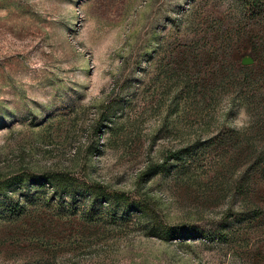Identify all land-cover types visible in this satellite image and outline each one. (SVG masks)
I'll list each match as a JSON object with an SVG mask.
<instances>
[{"label":"rangeland","instance_id":"374dc122","mask_svg":"<svg viewBox=\"0 0 264 264\" xmlns=\"http://www.w3.org/2000/svg\"><path fill=\"white\" fill-rule=\"evenodd\" d=\"M13 176L0 264H264V0H0Z\"/></svg>","mask_w":264,"mask_h":264},{"label":"trees","instance_id":"16d2710c","mask_svg":"<svg viewBox=\"0 0 264 264\" xmlns=\"http://www.w3.org/2000/svg\"><path fill=\"white\" fill-rule=\"evenodd\" d=\"M181 149L170 151L167 154V159L180 158ZM21 176H13L5 181L0 182V193L6 192V190L13 191L23 182ZM46 183L52 187L56 193L61 194V196H69L73 201H78V196L87 195L91 198L89 203V210L95 211L98 210L97 203L100 201L110 202V201H122L127 203L124 193L121 192H108L105 191L100 185L90 184L84 181H80L72 175L63 173V172H48L43 180V184ZM134 208L140 211V204L135 202ZM171 230V231H170ZM174 230V231H173ZM172 232L169 236H191V234H182L177 228H169L163 231V233ZM174 232V233H173ZM159 231H152V235L162 237V234ZM181 234V235H180Z\"/></svg>","mask_w":264,"mask_h":264},{"label":"water","instance_id":"95a60500","mask_svg":"<svg viewBox=\"0 0 264 264\" xmlns=\"http://www.w3.org/2000/svg\"><path fill=\"white\" fill-rule=\"evenodd\" d=\"M251 61V59H246V62H250Z\"/></svg>","mask_w":264,"mask_h":264}]
</instances>
